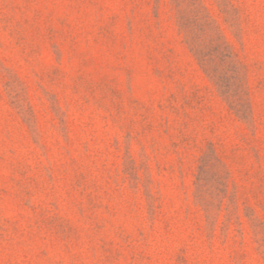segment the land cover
Instances as JSON below:
<instances>
[{"label": "rangeland", "instance_id": "1", "mask_svg": "<svg viewBox=\"0 0 264 264\" xmlns=\"http://www.w3.org/2000/svg\"><path fill=\"white\" fill-rule=\"evenodd\" d=\"M0 264H264V0H0Z\"/></svg>", "mask_w": 264, "mask_h": 264}]
</instances>
